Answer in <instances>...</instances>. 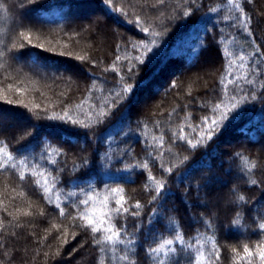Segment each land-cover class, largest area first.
Listing matches in <instances>:
<instances>
[{"label": "trees", "instance_id": "1", "mask_svg": "<svg viewBox=\"0 0 264 264\" xmlns=\"http://www.w3.org/2000/svg\"><path fill=\"white\" fill-rule=\"evenodd\" d=\"M262 246L264 0H0V264Z\"/></svg>", "mask_w": 264, "mask_h": 264}, {"label": "snow or ice", "instance_id": "2", "mask_svg": "<svg viewBox=\"0 0 264 264\" xmlns=\"http://www.w3.org/2000/svg\"><path fill=\"white\" fill-rule=\"evenodd\" d=\"M247 2H251V0H247ZM188 14H189V13H185V15H188ZM250 20H251V17H246V20L244 21V22H245V26H248V22H250ZM144 31L147 32L148 29L145 28ZM149 51H151V49H149ZM137 59H139V57H137ZM141 62H143V61H141ZM124 91H125V92H129V91H131V87L129 86V87L124 88ZM9 102H10V101H9ZM216 107L219 108L220 105H216ZM233 107L235 108V105H234ZM230 118H231V117H230L229 115H227V114L222 115V119H223V120H229ZM218 124H219V121H216V120H213V121H212V126H211V128L208 130L209 139L212 138V132L215 131V128H216V126H217ZM23 178H24V174H21V179H23ZM253 183H255V181H253ZM161 187H162V186H161ZM157 191H159V189H157ZM123 199H124V198L121 197L119 200H116V202H115V204H116V208H115L114 210H115V212H116L117 217H118L119 215H121V208L123 207ZM240 199L243 200L244 197L241 196ZM136 207H139V204H137ZM123 211L126 213L128 210H127V209H123ZM106 219H111V217H106ZM88 224H89V225H92V224H93V220H92V219H89V220H88ZM99 230H100V229H98V227H95V226H93V227L91 228V232H92L93 234L98 233ZM109 231H111V229H109ZM94 238H95V237H94ZM112 238H113V237H112L111 235L108 236V237H107V240H106L105 242L111 241ZM166 243H167V244H171L172 241L169 240V241H166ZM152 251H156V249H152ZM244 252L247 253L248 255H251V253L248 251V248H247V247L244 248ZM259 255H260V264H264V246L261 247L260 252H259ZM249 264H251L250 261H249Z\"/></svg>", "mask_w": 264, "mask_h": 264}]
</instances>
